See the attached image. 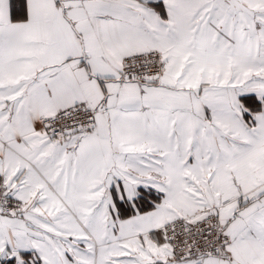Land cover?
<instances>
[{
    "label": "snow or ice",
    "instance_id": "snow-or-ice-1",
    "mask_svg": "<svg viewBox=\"0 0 264 264\" xmlns=\"http://www.w3.org/2000/svg\"><path fill=\"white\" fill-rule=\"evenodd\" d=\"M0 264H264V0H0Z\"/></svg>",
    "mask_w": 264,
    "mask_h": 264
}]
</instances>
